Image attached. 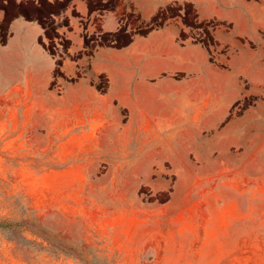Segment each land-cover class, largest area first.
I'll return each mask as SVG.
<instances>
[{"label": "rangeland", "instance_id": "374dc122", "mask_svg": "<svg viewBox=\"0 0 264 264\" xmlns=\"http://www.w3.org/2000/svg\"><path fill=\"white\" fill-rule=\"evenodd\" d=\"M84 1L0 0V264H264V0ZM168 23L202 76L97 54Z\"/></svg>", "mask_w": 264, "mask_h": 264}, {"label": "crops", "instance_id": "0c3cea01", "mask_svg": "<svg viewBox=\"0 0 264 264\" xmlns=\"http://www.w3.org/2000/svg\"><path fill=\"white\" fill-rule=\"evenodd\" d=\"M84 0H72L70 8L82 9ZM116 21L113 18L104 21V30H111ZM113 25V26H111ZM42 29L38 22L30 21L25 16L11 20V36L6 44L5 53L26 56L29 43L36 41ZM102 61L115 67L117 73H133L136 79L145 81L159 79L161 75L186 73L202 74L206 70V56L196 44H181L178 41V29L168 23L164 27L153 29L145 36H138L130 44L110 54L105 50L97 53ZM0 58V79L6 77L4 64ZM112 78L113 72L107 71ZM173 93L169 94L171 102Z\"/></svg>", "mask_w": 264, "mask_h": 264}, {"label": "trees", "instance_id": "16d2710c", "mask_svg": "<svg viewBox=\"0 0 264 264\" xmlns=\"http://www.w3.org/2000/svg\"><path fill=\"white\" fill-rule=\"evenodd\" d=\"M22 223L24 224V226L28 227V225H26L27 223L25 221H22ZM23 224H17V223H14V224H0V227H3L5 229H10L11 231H13L14 229H16L17 227H20L21 225ZM31 226V225H29Z\"/></svg>", "mask_w": 264, "mask_h": 264}]
</instances>
